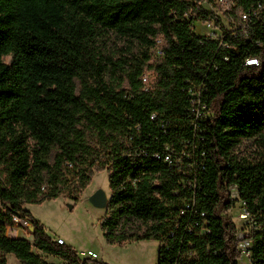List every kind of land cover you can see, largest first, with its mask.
Here are the masks:
<instances>
[{
    "label": "trees",
    "instance_id": "obj_1",
    "mask_svg": "<svg viewBox=\"0 0 264 264\" xmlns=\"http://www.w3.org/2000/svg\"><path fill=\"white\" fill-rule=\"evenodd\" d=\"M203 1L0 0V264L6 254L107 264L80 258L25 208L68 189L76 200L105 169L107 243L154 239L157 264H238L226 211L241 201L254 221L251 264H264V0H229L230 30ZM213 20L221 34L194 32ZM199 85L208 114L195 127ZM249 140L258 157L240 152ZM166 146L187 159L167 164ZM13 215L29 221L32 243L7 235Z\"/></svg>",
    "mask_w": 264,
    "mask_h": 264
},
{
    "label": "rangeland",
    "instance_id": "obj_2",
    "mask_svg": "<svg viewBox=\"0 0 264 264\" xmlns=\"http://www.w3.org/2000/svg\"><path fill=\"white\" fill-rule=\"evenodd\" d=\"M215 6L220 22L226 29L234 28L237 22L231 17V3L228 0L223 6L217 4ZM210 26L201 22L193 24V30L199 35L209 32L220 31L216 27L215 21L209 22ZM117 44H121L118 43ZM153 55L155 53L153 52ZM5 62H9L10 58L5 57ZM153 79L151 71H145ZM88 141L95 149L101 147L96 137L89 136ZM242 154H252L258 157L257 150H261L252 140L245 141L239 148ZM108 169L96 172L91 181L80 191L78 198L74 200L73 194L75 190H65L60 196L44 201L42 203L25 204L31 214L38 219L45 227L46 232L53 238L62 237L66 244L72 246L76 251L92 250L98 255V259L103 260L107 264H157L158 242L154 239L127 240L122 244L107 243L101 228L102 219L108 215V204L106 208H97L93 206L88 197L97 188H103L107 194L109 201L111 190L108 181ZM238 205L226 211V215L232 219L235 224V233L243 228L242 221L237 219ZM237 230V231H236ZM28 240L32 243L30 232L25 233ZM26 238L25 236H23ZM32 250L41 255L49 262L61 263L57 257L41 253L34 247ZM7 263L17 262V259L10 254ZM238 264H249L246 256L238 257Z\"/></svg>",
    "mask_w": 264,
    "mask_h": 264
},
{
    "label": "built area",
    "instance_id": "obj_3",
    "mask_svg": "<svg viewBox=\"0 0 264 264\" xmlns=\"http://www.w3.org/2000/svg\"><path fill=\"white\" fill-rule=\"evenodd\" d=\"M226 3V0H204L201 3V6L208 10L211 11L213 14L216 16L219 15L216 12V9L214 8L215 6H218L217 4H220L219 6H223V4ZM255 14V12L253 13ZM241 21L246 22L248 19V14L242 13L240 14ZM210 22V21H209ZM208 21L206 22H201L204 25L210 26V23ZM195 24L197 22H194ZM221 23V22H220ZM223 26V25H222ZM220 31V29H219ZM217 32H209L207 34H204L206 36L213 37L215 35L221 34V31L219 34H216ZM152 52L155 53L156 56H159L163 53L162 49L159 46H156L155 48L152 49ZM247 64H252L256 63L255 59H247L246 60ZM153 75V73H152ZM141 81L143 84V89L144 90H149L152 88V86L155 83V78L153 75V79H150V75L147 74L145 71L141 75ZM191 95V113L193 115L192 117V124L196 127V120L199 118H202L208 114L207 110V104H206V98H207V92L206 88L203 85H199L197 87H194L190 89ZM190 113V114H191ZM191 115V116H192ZM155 113L151 115V118L153 119L155 117ZM167 152L164 154V161L171 165L173 163V159H177L181 162H183V158H186V154L188 153L186 150H181L178 155H173V150L168 151L169 147L166 146ZM191 158L194 160V156L189 153ZM157 158L159 156H156ZM190 162L187 160L186 164L188 165ZM232 197H236V192L235 190H232ZM236 205H238V213H237V219L242 221V226L243 228L235 233V239L237 241V248L240 251V255H244L248 258L249 264H251V248L253 245V238L251 236L252 234V229L254 228V221L253 218L251 217V213L247 209L246 205L244 202H238ZM29 221L26 218L19 217L18 215H13L12 216V224L7 226L6 228V233L12 234L15 230L17 229H22L24 231L28 230L29 227ZM11 236V235H9ZM57 242L62 243L63 240L61 238H56ZM80 258H91V259H98V255L96 252H93L91 250H83V251H78L77 252Z\"/></svg>",
    "mask_w": 264,
    "mask_h": 264
},
{
    "label": "water",
    "instance_id": "obj_4",
    "mask_svg": "<svg viewBox=\"0 0 264 264\" xmlns=\"http://www.w3.org/2000/svg\"><path fill=\"white\" fill-rule=\"evenodd\" d=\"M88 200L97 208H106L108 204L107 194L103 188H97L92 194H90Z\"/></svg>",
    "mask_w": 264,
    "mask_h": 264
},
{
    "label": "crops",
    "instance_id": "obj_5",
    "mask_svg": "<svg viewBox=\"0 0 264 264\" xmlns=\"http://www.w3.org/2000/svg\"><path fill=\"white\" fill-rule=\"evenodd\" d=\"M27 231H29V230H26V231H24V230H22V229H17V230H15L12 234H8V235H11V236H20V237H23V236H25L26 238H27V235H25V233L27 232ZM31 235V234H30ZM32 237V236H31ZM58 238H61L62 240H63V242L65 243V241H64V239L62 238V237H58ZM28 239V238H27ZM92 251V250H91ZM158 251V250H157ZM78 252V251H77ZM93 252H95V251H93ZM10 257V254H6V259L8 260V258ZM7 264H9V263H7ZM10 264H18V261L17 262H15V261H12V263H10Z\"/></svg>",
    "mask_w": 264,
    "mask_h": 264
}]
</instances>
